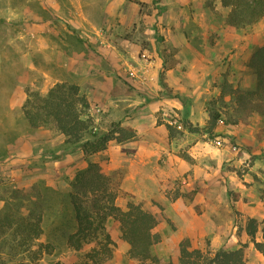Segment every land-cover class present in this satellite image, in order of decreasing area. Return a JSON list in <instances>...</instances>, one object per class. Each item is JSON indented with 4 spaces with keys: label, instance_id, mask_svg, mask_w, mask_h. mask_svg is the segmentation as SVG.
<instances>
[{
    "label": "rangeland",
    "instance_id": "1",
    "mask_svg": "<svg viewBox=\"0 0 264 264\" xmlns=\"http://www.w3.org/2000/svg\"><path fill=\"white\" fill-rule=\"evenodd\" d=\"M228 11L220 0H0V208L11 195H43L41 240L54 242L57 252L38 264L79 259L80 252L65 249L54 235L53 197L66 195L87 159L121 175L125 193L117 205L125 208L133 200L160 218L154 231L161 240L153 253L162 263L178 264L179 243L189 237L207 255L242 246L248 264H264L255 245L263 241L264 219L246 213H263L257 200L264 195V116L233 101V89L255 88L247 61L264 45V18L236 29L225 24ZM59 81L79 85L88 100L83 116L91 119V133L127 136L108 142L106 149L115 147L112 159L105 150L87 156L81 146L69 147L53 128L28 127L22 111L26 90L45 94ZM214 110L221 116L213 125ZM150 129L155 142L162 137L165 143L146 163L155 166L157 179H129L123 187L129 168L141 166L145 155L129 145L146 142ZM140 169L147 175L151 168ZM180 195L196 215L190 236H179L166 210L168 201L177 209ZM195 195L202 200L195 202ZM242 195L260 196L245 212L237 204ZM243 202L250 204L246 197ZM252 218L258 223L254 235L248 230ZM69 221L72 229L70 213ZM106 228L114 247L105 264H155L128 256L118 220L109 218ZM16 261L0 255V264Z\"/></svg>",
    "mask_w": 264,
    "mask_h": 264
},
{
    "label": "trees",
    "instance_id": "2",
    "mask_svg": "<svg viewBox=\"0 0 264 264\" xmlns=\"http://www.w3.org/2000/svg\"><path fill=\"white\" fill-rule=\"evenodd\" d=\"M220 1L229 8L225 24L236 29L252 26L264 18V0ZM247 65L256 74L255 88L233 89V101L246 112L264 116V45L254 48ZM26 93L22 111L28 127L53 128L65 136V144L81 146L87 156L105 150L112 139L122 142L127 138L124 134L91 133V119L83 116L88 100L81 94L77 83L59 81L45 94L32 89H27ZM220 116L218 110L210 112L213 125ZM88 135L92 137L87 138ZM118 174L116 171L106 173L99 162L87 159L71 180L66 195H59L56 201L53 197V204L57 206L54 235L61 237L65 249L81 253L74 264H105L113 256L114 247L106 222L114 218L120 224L122 238L129 243L130 258L140 262L174 264L171 261L162 263L153 253L154 245L161 240V235L154 231L160 218L133 200H129L125 208L117 205V197L125 193L120 187L121 175ZM69 213L74 222L72 229L67 228L71 223ZM46 218L45 198L41 193L7 198L0 208V255L16 259L14 264H38L42 258L55 255L56 244L41 240L46 232ZM262 223L263 241L255 242V245L264 254V220ZM248 230L252 235L256 233V219L249 220ZM178 264L248 263L242 246L222 249L210 256L200 248H193L191 239L184 237L179 243Z\"/></svg>",
    "mask_w": 264,
    "mask_h": 264
},
{
    "label": "crops",
    "instance_id": "3",
    "mask_svg": "<svg viewBox=\"0 0 264 264\" xmlns=\"http://www.w3.org/2000/svg\"><path fill=\"white\" fill-rule=\"evenodd\" d=\"M186 42H188V40ZM172 84H176V82L174 81V83H172ZM195 100H197V97L195 98ZM171 101L174 104H176V103H178L179 105L181 104V100L180 99L178 100V98L177 99L174 98ZM146 134H148L146 142H141L140 144L136 143V142H133V143H131L129 145L135 151L144 152L145 155H144V158L142 159L143 160V164L141 166H137L138 169L136 167H134V168L130 167L129 168V171H128V173H127V175L124 178V181L122 183L123 187H125V183L129 182V179L133 180L134 182L141 183V184L145 183L148 180V178H153L155 180L157 179V176H155V174L153 172V169L155 168V166L150 167V166H147L146 163L153 162V158L151 157L153 154H157L159 156L161 154V151H164L165 143H164L162 137H160L161 138L160 142L157 143V142L154 141L153 137L156 134L154 129L147 130ZM164 137H165V133H164ZM122 146L125 147V145H122ZM124 147H122V148H124ZM119 148H121V146L120 147L118 146V149ZM114 149H115V147H113V146H110L107 149H105V153H108L110 155L111 159L113 158V154H114L113 152H115ZM122 150H124V149H122ZM140 167L145 169V170H147L146 168H151L149 170L150 173H148L147 175H142L140 173V171H141ZM147 176H149V177H147ZM126 189L127 190H131V188L129 186L126 187ZM180 196H182V197L177 198V200H176L177 203H175V205H176L175 208H177V209L175 210L173 208V202H169L168 201V208L166 210L169 212L168 216L170 218H172V220H174L176 222L177 230H178V232L180 231V235L179 236H183V235L190 236V234H191L190 231H191V228H192V225H193L192 222L195 220V218H196L195 216L196 215H195L194 208L186 206V202H185L186 200H184V198H183L184 195H180ZM207 196H209V195H207ZM259 196L260 195H258V196L257 195H242V198H240V200H238V203H237L239 209L241 208L245 212H246V210L250 211L251 206L252 205L254 206V203H252V202ZM244 197L248 198V200L250 202L249 205H247V203L245 204L243 202L244 201ZM202 198L203 197H200L199 195H195L194 200H195V202H198V201H201ZM257 201L261 202L263 213L261 215H258V214L253 213V212H246V213H249L250 215H255V217L258 220H263L264 219V195H263L262 198H259V200H257ZM257 203L258 202H256V204ZM206 206H207L206 209H209V207H210L209 202L206 204ZM204 213L206 214V212H204ZM197 218H200V217L197 216ZM262 239H263V236H262Z\"/></svg>",
    "mask_w": 264,
    "mask_h": 264
}]
</instances>
